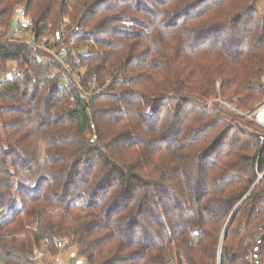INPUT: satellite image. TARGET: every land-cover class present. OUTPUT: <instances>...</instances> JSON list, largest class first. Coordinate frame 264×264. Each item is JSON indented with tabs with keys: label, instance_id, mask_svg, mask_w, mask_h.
<instances>
[{
	"label": "trees",
	"instance_id": "1",
	"mask_svg": "<svg viewBox=\"0 0 264 264\" xmlns=\"http://www.w3.org/2000/svg\"><path fill=\"white\" fill-rule=\"evenodd\" d=\"M262 1L0 0V264H264L230 241L264 224V127L205 107L264 99ZM19 6L99 94L3 42Z\"/></svg>",
	"mask_w": 264,
	"mask_h": 264
},
{
	"label": "built area",
	"instance_id": "2",
	"mask_svg": "<svg viewBox=\"0 0 264 264\" xmlns=\"http://www.w3.org/2000/svg\"><path fill=\"white\" fill-rule=\"evenodd\" d=\"M15 21L17 22V25L14 26L12 23V27L6 37L5 42L13 43L18 42L19 40H24L28 46L47 54L53 61L57 62L61 66L64 71V76L70 77V79L76 83L83 97H91L92 95L99 94L102 91L104 86L99 84L97 76L94 75L91 80H84L85 72H81V76L74 72L75 69L72 64V59L69 56L68 48L66 46L59 45L57 38L48 35H42L40 37L33 35V22L25 15V13H21L20 17H17V19L13 22ZM85 54H88V52H85ZM74 55L76 54L74 53ZM39 58L40 61H44L43 56L40 55ZM83 69L86 70L87 66H84ZM106 83L108 84L109 80H107ZM236 103H239L238 98H232L231 101H226L219 95L217 98L207 101L205 107L208 110L219 108L228 114L242 117L246 120H251L264 127V101L255 110L247 111H242L240 108H238ZM263 139L264 138H262V140ZM259 177L260 178L258 182L262 180L264 174H259ZM262 237H264V224L256 228L243 244L244 248L246 250L248 249V252H246L245 255V259L247 261L252 263L255 262V248L258 241ZM262 243H264V239ZM66 247L67 243L58 245L59 249H56L53 252L58 258L50 257V261L53 262V264L75 263V261L78 259L77 252L73 248ZM46 253L49 256L52 255L50 252H48V249Z\"/></svg>",
	"mask_w": 264,
	"mask_h": 264
},
{
	"label": "rangeland",
	"instance_id": "3",
	"mask_svg": "<svg viewBox=\"0 0 264 264\" xmlns=\"http://www.w3.org/2000/svg\"><path fill=\"white\" fill-rule=\"evenodd\" d=\"M259 9H260V11L264 14V0L261 2V3H259L258 2V6H257ZM23 11V12H22ZM21 13H25V7H23V6H19V7H17V9L15 10V12H14V20H16L17 19V17H20V15H21ZM65 22H67L68 20L66 19V20H64ZM8 35V34H7ZM7 35H6V37H7ZM49 36H51V35H49ZM6 37L3 39V42H5V40H6ZM74 41V40H73ZM16 69H17V66L15 65V64H12V65H10L9 66V71H10V74H15L16 73ZM76 70V69H75ZM74 70V72L76 73V71ZM1 80V79H0ZM62 82H63V84H66L67 82H69V80H68V78L67 77H63V80H62ZM263 82H264V80H263ZM263 87H260V88H258V89H256L255 90V92H254V95H253V97H252V99L250 100V102L247 104V106L245 107V109L244 110H255L263 101H264V99L260 102V103H258V104H254V99L256 98V97H258L259 96V94L261 93V91L263 90L262 89ZM255 106V107H254ZM236 117V116H235ZM246 121H248V120H246L245 118H241V124H242V126H243V124L246 122ZM215 172H213V174H214ZM230 241L231 242H233V243H235V244H237L239 247H241L244 243H243V241L241 240V241H238V240H236L235 238H230ZM243 248H244V246H243ZM47 249H48V246L47 245H44L43 246V250H42V252L38 255V264H53V262H51L50 261V257H52V258H58L57 257V255L55 254L54 255V253H51L52 255H48L47 253H46V251H47ZM68 252V251H67ZM45 255H48V257L46 258V259H44V256ZM78 262H81V264H88L86 261H84V260H78V261H76L75 262V264H78ZM0 263H4V257L2 256V253L0 252Z\"/></svg>",
	"mask_w": 264,
	"mask_h": 264
},
{
	"label": "water",
	"instance_id": "4",
	"mask_svg": "<svg viewBox=\"0 0 264 264\" xmlns=\"http://www.w3.org/2000/svg\"><path fill=\"white\" fill-rule=\"evenodd\" d=\"M13 25L16 26L17 25V22H13ZM10 77V76H9ZM264 237H262L258 243H257V246L255 248V262L258 263V254H259V248H260V245L262 244V241H263ZM60 244V242L58 243V245Z\"/></svg>",
	"mask_w": 264,
	"mask_h": 264
}]
</instances>
